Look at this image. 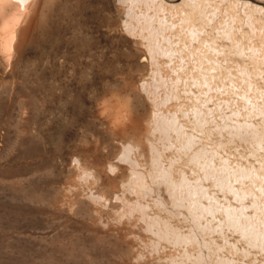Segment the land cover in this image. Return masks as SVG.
Returning a JSON list of instances; mask_svg holds the SVG:
<instances>
[{"label":"rangeland","instance_id":"obj_1","mask_svg":"<svg viewBox=\"0 0 264 264\" xmlns=\"http://www.w3.org/2000/svg\"><path fill=\"white\" fill-rule=\"evenodd\" d=\"M24 21L12 54L0 18V264H264V0Z\"/></svg>","mask_w":264,"mask_h":264},{"label":"bare ground","instance_id":"obj_2","mask_svg":"<svg viewBox=\"0 0 264 264\" xmlns=\"http://www.w3.org/2000/svg\"><path fill=\"white\" fill-rule=\"evenodd\" d=\"M38 0H0V15H1V20H2V31L4 33V49L5 51H10L13 54V49L15 47V44L18 41L19 36L21 35V23L24 26V20H26V17L29 14V10L31 6H33L35 3H37ZM165 4L163 2L158 3L159 7H165ZM169 6V5H168ZM190 15H187L185 17V20L189 19ZM23 21V22H22ZM79 22V21H78ZM21 25V26H22ZM1 31V30H0ZM23 33V32H22ZM24 35V34H23ZM79 37V36H78ZM23 37H21L22 39ZM89 40V39H88ZM19 43V42H18ZM96 43V42H95ZM87 44V43H86ZM94 43L91 42L89 44V48H92V45ZM19 45V44H18ZM16 45V47L18 46ZM15 47V48H16ZM88 47V46H87ZM91 50V49H90ZM16 51V50H15ZM123 53V52H122ZM9 54V53H8ZM125 56V54H122ZM121 55V56H122ZM208 54H206L204 57H206ZM201 56V55H200ZM128 57V56H127ZM208 58V56H207ZM209 59V58H208ZM189 71V70H188ZM180 73V72H179ZM195 75V74H194ZM215 75V74H214ZM182 76V75H181ZM195 76H198L195 75ZM194 76V77H195ZM201 79V78H200ZM197 80V79H195ZM209 80V79H208ZM206 81V80H205ZM203 82V81H202ZM169 126H173L176 128L177 125L172 123H168ZM203 156V155H202ZM197 160L202 159L201 154L196 155ZM196 190H198V187H196ZM256 203V202H255ZM257 205V204H256ZM230 221L232 222H239L238 227L242 234H245L249 237L250 241L257 243L258 240L260 239V231L253 225L251 229H247L246 225L241 222L242 217L238 215L230 216L229 217ZM253 224V223H252Z\"/></svg>","mask_w":264,"mask_h":264}]
</instances>
